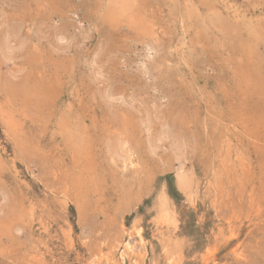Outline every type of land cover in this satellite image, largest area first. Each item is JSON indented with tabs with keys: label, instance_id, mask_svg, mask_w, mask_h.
Instances as JSON below:
<instances>
[{
	"label": "rangeland",
	"instance_id": "obj_1",
	"mask_svg": "<svg viewBox=\"0 0 264 264\" xmlns=\"http://www.w3.org/2000/svg\"><path fill=\"white\" fill-rule=\"evenodd\" d=\"M135 226L264 264V0H0V264H132Z\"/></svg>",
	"mask_w": 264,
	"mask_h": 264
},
{
	"label": "bare ground",
	"instance_id": "obj_2",
	"mask_svg": "<svg viewBox=\"0 0 264 264\" xmlns=\"http://www.w3.org/2000/svg\"><path fill=\"white\" fill-rule=\"evenodd\" d=\"M187 19V18H186ZM202 21V20H201ZM60 39H63V36H62V38H60ZM59 41V40H58ZM64 41V40H63ZM9 47V46H8ZM12 47V46H11ZM10 49V48H9ZM9 53V52H8ZM101 71V70H100ZM100 73V72H99ZM105 96H106V94H105ZM107 99H110V100H113L114 98V96H113V93H111L110 91H108L107 92ZM138 101V100H137ZM113 102V101H112ZM167 136V134L166 133H162V134H160V135H158L157 137H154V138H156V139H154L152 142H151V145H152V147L153 148H158V146H159V143H161L164 139H165V137ZM167 138H168V136H167ZM130 156V155H129ZM123 157H122V155L117 151V150H115L114 152H113V160L114 161H116V163H119V162H122L123 160ZM118 161V162H117ZM125 162V161H124ZM134 164V162H133V160H131V159H129V161H128V163L127 162H125V163H123V165H124V167L125 166H127V165H133ZM120 165H122V164H120ZM134 230H133V232L132 233H130V236H133V235H137L139 238H140V241H139V243H137V244H135V243H133L131 240H128V241H126L125 242V244H124V253H126L128 256H130V259L134 256V258H135V261H133V263L132 264H139L138 263V255H139V253H140V251H142L143 250V247H144V244H143V240H142V236H141V229H140V227H138V226H135L134 228H133ZM138 253V254H137ZM172 257H170V259H171Z\"/></svg>",
	"mask_w": 264,
	"mask_h": 264
}]
</instances>
